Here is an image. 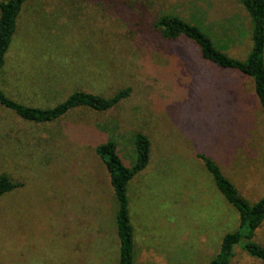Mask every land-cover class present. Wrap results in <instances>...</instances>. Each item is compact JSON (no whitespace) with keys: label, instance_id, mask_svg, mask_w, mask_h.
Segmentation results:
<instances>
[{"label":"rangeland","instance_id":"obj_1","mask_svg":"<svg viewBox=\"0 0 264 264\" xmlns=\"http://www.w3.org/2000/svg\"><path fill=\"white\" fill-rule=\"evenodd\" d=\"M83 4L90 5L84 18L72 14L74 8L62 14L26 9L20 15L0 89L39 109L75 91L110 98L129 88L131 94L109 111L81 107L46 124L24 121L0 106V175L22 184L0 198V264H118V203L95 148L114 142L123 165L131 167L138 132L149 138L150 159L127 184L134 264H181L183 256L187 264H208L222 238L239 227L238 212L189 149L208 153L203 144L213 138L200 141L213 131V103L197 72L210 63L194 43L164 41L151 32L160 16L174 15L200 27L227 56L244 61L252 47L251 20L239 0ZM241 84L254 90L246 76ZM250 107L246 127L237 123L234 131L246 137L248 152L236 160L218 154L215 162L254 204L264 197V115ZM201 233L212 242L206 258L199 254ZM254 240L264 246V222ZM234 252L230 264H264L239 246Z\"/></svg>","mask_w":264,"mask_h":264},{"label":"trees","instance_id":"obj_2","mask_svg":"<svg viewBox=\"0 0 264 264\" xmlns=\"http://www.w3.org/2000/svg\"><path fill=\"white\" fill-rule=\"evenodd\" d=\"M25 1H0V69L4 65L5 54L16 30V20ZM239 2L246 10L252 24V47L244 61L227 56L214 46L209 35L200 27L174 15L160 16L151 34L164 41H190L199 48L200 57L203 60L222 69L238 71L250 78L264 115V0H239ZM130 94L129 88L121 89L110 98L75 91L56 106L39 109L13 101L0 89V106L13 111L24 121L46 124L55 122L71 110L81 107L96 112L109 111L126 102ZM134 146L136 161L131 167L123 165L114 142L99 143L95 148L96 155L105 165L118 203L116 213L119 241L118 264H133V228L128 215L127 184L146 168L150 158V141L145 134L138 132L134 135ZM196 157L203 162L217 190L239 215L238 229L227 233L222 238L218 254L208 264H230L235 255V246H239L252 258L264 263V246L254 240L255 232L264 222V197L250 204L234 184L223 175L215 161L200 153H197ZM21 187V183L12 181L5 174L0 175V198Z\"/></svg>","mask_w":264,"mask_h":264},{"label":"crops","instance_id":"obj_3","mask_svg":"<svg viewBox=\"0 0 264 264\" xmlns=\"http://www.w3.org/2000/svg\"><path fill=\"white\" fill-rule=\"evenodd\" d=\"M65 1L69 2L67 3L68 5L65 4ZM83 1H86V0H26L24 4L22 5L19 15L17 17L16 29H17L18 19L20 15H22V13L26 9L28 10L29 14H31L32 11L37 12L38 10L39 11L44 10L45 12L56 11V14H58V12L62 14V12L64 11L69 12L68 9L70 8H74V10L72 11V14L80 16V18H84L85 17L84 12H89L88 10L90 8V5L83 4ZM71 2H74L76 4L71 3ZM81 21L83 20L81 19ZM81 21L80 20L77 21L79 25L81 24ZM15 34H16V30H15L14 35ZM8 51H7V54H8ZM6 57L7 56H5V59ZM206 63H210V64H207L208 66L205 68L203 67L201 69H197V72L198 74L202 76V80H201L202 82H201L200 87L203 90V94H206L205 97H207L211 105L213 103V131L212 133L209 134V136L200 137V141L201 142L206 141L211 136L213 138L209 139L211 140L209 143L205 142L203 144L205 146H208L209 148L208 153L205 151H201L199 149L198 150L199 152H204L206 155L204 153H200V154L207 156L213 161L220 159L218 156H216L218 154L220 156H225L229 160L231 159L236 160L239 155H243L244 152L246 153L248 152L247 147H246L248 141L247 139L245 140L246 137H242V136L239 137L234 133V131L238 128L237 123L241 127L243 126L246 127L249 117H251V114L249 113V110H251V107H250L251 104L252 105L254 104L255 107H259V103H258L254 90L251 92H248L243 89L242 84H241V77L244 76L243 74H241L238 71L219 68L209 61H206ZM181 111H182L181 108H179V112ZM169 118L170 117L165 114V119H166V122L168 123V126L170 124ZM196 130L197 129L192 130V131L195 132ZM189 136H193V135H189ZM189 149H190L192 158L198 159L196 157L197 152L193 148H189ZM108 178H109V175H108ZM207 186L209 185L207 184ZM211 200H213L212 197H211ZM128 215H129V211H128ZM202 236L203 238L200 241L199 254L200 256L206 258L208 256H211L213 253L212 252V242H211V239H209V237L204 233L200 234L199 239ZM178 263L187 264L189 263V260L187 259V257L183 256L182 260L179 261ZM133 264H134V254H133Z\"/></svg>","mask_w":264,"mask_h":264}]
</instances>
